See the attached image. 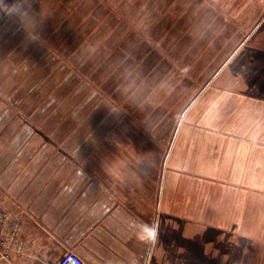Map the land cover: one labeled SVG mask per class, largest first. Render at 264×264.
Segmentation results:
<instances>
[{
	"label": "crops",
	"instance_id": "1",
	"mask_svg": "<svg viewBox=\"0 0 264 264\" xmlns=\"http://www.w3.org/2000/svg\"><path fill=\"white\" fill-rule=\"evenodd\" d=\"M48 1L0 10V206L21 224L17 261L71 250L85 264H264V78L239 79L242 48L181 112L163 163H84L124 113L158 112L143 88L157 81L136 76L165 68L157 53L129 63L100 0ZM94 20L85 47L79 27Z\"/></svg>",
	"mask_w": 264,
	"mask_h": 264
},
{
	"label": "rangeland",
	"instance_id": "2",
	"mask_svg": "<svg viewBox=\"0 0 264 264\" xmlns=\"http://www.w3.org/2000/svg\"><path fill=\"white\" fill-rule=\"evenodd\" d=\"M157 1H160V6H157ZM169 1L180 3L184 8L180 13L174 14L173 5H170ZM11 2L12 0H0L3 7ZM47 2L51 4L50 1ZM100 2L104 7L101 6L100 9L121 25L117 27V31L124 34L123 47L127 49L126 57L129 63L133 62L139 53H142L144 59L145 53L153 55L157 53L162 62L160 67L165 70L154 72L152 77H148L149 71L136 76V80L143 81L144 84L150 80L153 83L157 81L155 86L143 88L148 92L157 91L159 99L153 108L158 107V112L151 114L141 112L143 117L139 121L124 113L117 129L84 163H163L168 141L172 139L181 112L235 48H242L238 56L239 79L264 78V0H100ZM247 3H254L255 7L248 9ZM189 6L192 7L190 10ZM252 12L255 14L252 15ZM151 14L157 15L153 23L150 19ZM179 14H183V19L177 23L172 22V17L176 19ZM95 22L94 20L93 25L83 24L79 27V31L84 34L80 42L85 47L91 42L87 41L88 27L95 28L97 23L99 24ZM52 30L53 28H50V32H46L48 37ZM43 31L42 34H45L46 29L43 28ZM251 32H254L252 36ZM109 33L111 31L106 27L99 33L100 38L103 37L102 34L107 37ZM248 35L249 39L245 40ZM119 39L115 38V43L121 42ZM47 41L48 39L39 40L43 45L48 44ZM52 42L49 41L48 44L51 47ZM93 43L103 46L102 39H95ZM138 45L142 48L135 55ZM59 55L61 58L66 57L63 53ZM153 58L156 59V56ZM96 84L107 96L100 84ZM115 96L119 106L121 93L116 92ZM15 110L22 113L19 105H15ZM148 117L150 119L147 121ZM20 127H15L17 132L21 130Z\"/></svg>",
	"mask_w": 264,
	"mask_h": 264
},
{
	"label": "built area",
	"instance_id": "3",
	"mask_svg": "<svg viewBox=\"0 0 264 264\" xmlns=\"http://www.w3.org/2000/svg\"><path fill=\"white\" fill-rule=\"evenodd\" d=\"M26 250L19 219L0 206V264H85L80 256L71 250L64 251L53 262L37 257L32 263H19L18 257L25 255Z\"/></svg>",
	"mask_w": 264,
	"mask_h": 264
},
{
	"label": "clouds",
	"instance_id": "4",
	"mask_svg": "<svg viewBox=\"0 0 264 264\" xmlns=\"http://www.w3.org/2000/svg\"><path fill=\"white\" fill-rule=\"evenodd\" d=\"M29 3H30V0H29ZM0 10H3V4L0 3Z\"/></svg>",
	"mask_w": 264,
	"mask_h": 264
}]
</instances>
